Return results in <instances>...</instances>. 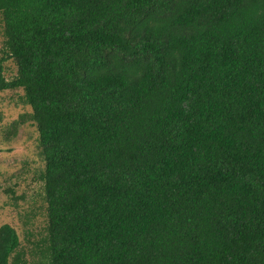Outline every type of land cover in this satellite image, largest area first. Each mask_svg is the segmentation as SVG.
Here are the masks:
<instances>
[{"label":"trees","instance_id":"trees-1","mask_svg":"<svg viewBox=\"0 0 264 264\" xmlns=\"http://www.w3.org/2000/svg\"><path fill=\"white\" fill-rule=\"evenodd\" d=\"M0 22L43 264H264V0H0ZM20 245L0 225V264Z\"/></svg>","mask_w":264,"mask_h":264},{"label":"rangeland","instance_id":"rangeland-1","mask_svg":"<svg viewBox=\"0 0 264 264\" xmlns=\"http://www.w3.org/2000/svg\"><path fill=\"white\" fill-rule=\"evenodd\" d=\"M3 39L0 22V56ZM5 65L6 77L11 79L17 68L12 61ZM30 111L21 89L0 92V225L14 226L21 241L19 250L29 264H43L47 260V216L39 179L43 163L38 156V132L29 120L16 129L12 126Z\"/></svg>","mask_w":264,"mask_h":264}]
</instances>
